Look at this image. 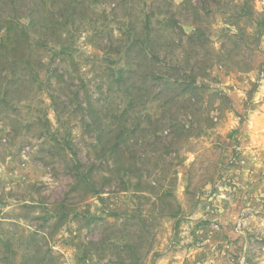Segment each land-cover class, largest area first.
Instances as JSON below:
<instances>
[{
  "label": "rangeland",
  "instance_id": "1",
  "mask_svg": "<svg viewBox=\"0 0 264 264\" xmlns=\"http://www.w3.org/2000/svg\"><path fill=\"white\" fill-rule=\"evenodd\" d=\"M139 7L155 59L126 61ZM105 23L30 67L0 51V264H264V0H126Z\"/></svg>",
  "mask_w": 264,
  "mask_h": 264
},
{
  "label": "trees",
  "instance_id": "2",
  "mask_svg": "<svg viewBox=\"0 0 264 264\" xmlns=\"http://www.w3.org/2000/svg\"><path fill=\"white\" fill-rule=\"evenodd\" d=\"M125 2L126 0H114L111 2L113 7L110 8V11H106L97 10L95 8L93 3H96V0H60L58 5H56L57 2H52V0H50V4L48 3V0H39L37 4L34 2V4H32L29 8L28 15H31L32 18H29L27 22H22L18 16L10 14H7L0 19V51L8 57L11 63L16 64L21 62L25 67H30L32 65L27 54L29 48L35 44L42 46L51 43L54 48H57L58 54L60 53V55H68L70 52L68 50L72 41L68 36L64 37L61 36V34H55L56 30H58L60 27H66L67 34L70 30L68 27H71L74 32H80L88 23L91 28H96L94 31L97 33L101 31L102 33L107 29V25L105 23L107 18L112 15L113 12H116V8L119 6V4H123ZM39 7L43 9L41 13L38 11ZM129 7L134 9L138 8V6L134 7L133 4H131ZM139 12L144 14V16L141 20L143 32L141 31L140 35L137 38H134V42L139 40L138 46L136 44V48H134L132 47L134 42H129V45L124 47V52H122V50L118 52L123 54V57L126 61H128V59H133V57L136 55H141L145 59H155V56L152 55L153 53L151 50H148L146 46H144V42H148L150 40L151 26L149 17L151 11L147 12L143 7H141ZM34 13L39 14L37 16H33ZM134 17L137 18V16ZM168 18L170 21H172L173 28L177 27L181 29L176 19L172 18V16ZM134 19L131 16H127V30L134 28ZM158 21H161V19H158ZM257 25L259 26L260 24L258 23ZM107 39H103L105 45H113L112 38H110V40L109 38ZM110 51L111 50L106 49L104 51V57L109 55ZM118 70L121 71V67L118 68ZM152 73L153 72H151L150 76L153 78L154 74ZM56 111L58 113V110ZM111 132V130L103 131L102 135L109 137L111 136ZM100 134L101 132L97 135V139L99 140L101 139V136L99 137ZM119 134L120 135L118 136L122 137L123 131L120 130ZM106 142L107 145H105V148H109L111 150L115 149V140L113 137L107 139Z\"/></svg>",
  "mask_w": 264,
  "mask_h": 264
}]
</instances>
